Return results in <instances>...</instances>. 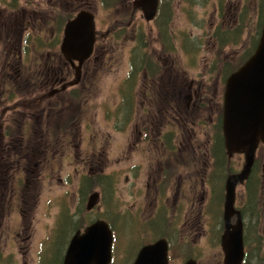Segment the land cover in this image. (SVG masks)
Wrapping results in <instances>:
<instances>
[{"label":"flooded vegetation","instance_id":"obj_1","mask_svg":"<svg viewBox=\"0 0 264 264\" xmlns=\"http://www.w3.org/2000/svg\"><path fill=\"white\" fill-rule=\"evenodd\" d=\"M132 1L119 4L124 3L121 9L116 8L123 16L115 18L105 32H99L94 18L93 48L81 63L62 54L63 32L51 30L56 22L48 19L49 11H21L4 23L9 33L13 29L20 33L1 42L0 264H8L6 260H12L15 251L26 257L33 248V261L42 264L40 257L52 230L58 229V215H62L64 206L68 213H63L61 223L67 224L70 235L74 234L69 240L66 236L63 255L76 233L104 221L112 236L110 264H133L143 247L159 240L166 244L167 264H202L195 253L182 256L181 244L173 247L170 237L181 222L187 227L184 242L193 239V248L201 253L203 247L197 246L194 236L200 235L205 223L210 191L215 194L216 204L222 201L223 232L224 185L244 164L243 154L229 158L223 145L225 84L253 55L264 23V10L258 36L252 35L251 46L238 59L235 60L238 44L230 36L231 53L222 57L217 53L218 61L211 60L208 71L190 76L173 58L171 33L167 32L159 43L154 42L160 45L159 54V49H152L148 56L151 51L142 49L145 43L138 39L135 22L141 11ZM233 1L211 0L209 6L215 15H220L215 30V38L220 42L227 40L226 34H222L227 21L230 26L237 23L238 2ZM88 4L81 0L73 7L90 9ZM35 26L50 36L41 45L35 39L33 44L28 43L25 34L29 32L22 34L35 30ZM237 29L238 25L228 27L230 33ZM128 32L132 44V50L128 49V68L122 76H116L115 71L113 78L117 83L103 87L114 67L111 47L119 37L128 39ZM138 50L144 53L139 56ZM112 143L118 155L110 152ZM114 156L118 167L109 162ZM236 158L239 168L224 172V167ZM254 172L259 180L258 189L261 185L264 190L261 142L248 178L235 188V208L242 221L237 188L244 187L246 199V189L254 186L250 182ZM93 179L101 183L98 190L103 187V192H90ZM94 193L98 197L88 207ZM126 196L132 200L134 210L125 206ZM46 219H52V223L45 222ZM80 219L83 226L78 225ZM235 219L233 216L231 223ZM163 222L165 228L155 231ZM56 233L59 235L60 231ZM130 236L139 238V244L129 254L124 246ZM218 247L221 251L220 238Z\"/></svg>","mask_w":264,"mask_h":264},{"label":"rangeland","instance_id":"obj_2","mask_svg":"<svg viewBox=\"0 0 264 264\" xmlns=\"http://www.w3.org/2000/svg\"><path fill=\"white\" fill-rule=\"evenodd\" d=\"M7 4H14L17 8L11 10L2 5L0 2V65H1V58L3 52V46L1 42L11 36L18 37L20 31L13 29L12 31H7L5 27V22L9 21L13 15L20 13L23 11L24 13L29 14L32 10L39 11L41 14H44L45 11L51 12L49 8H53L56 18L60 16L59 12L65 13H72L77 12L75 3L81 0H64L61 6H58L61 0H6ZM83 2H88L90 6V11L95 14V18L97 21V29L100 33L107 31L111 28V23L115 18H122L123 14L120 11H117L116 8H122L123 4L119 6V4L123 0H103L104 6L100 4L101 0H82ZM132 1V0H131ZM134 1V0H133ZM162 2H167L169 4L171 18L170 20L165 23V16L160 15L159 19L156 22L152 23H145L142 15L136 14L137 20H135L137 26V34L138 39L142 41L144 40L145 45L142 49L147 48L148 52L152 54V49H159L158 54L160 53V45L154 44V42H158L164 40L166 35L171 33L173 38V58L180 63V68L189 72V75L192 76L196 73L206 72L208 71V65L211 60L218 61V56L215 55L217 53H221V57L225 56L226 54L231 53L233 47L231 43H235V40L238 44V53L235 56V60L238 59L239 56L242 55V51L247 48V46H251L252 42V35L258 36L259 32V24L261 21V14L262 8L264 7L263 0H235L233 3H237V23L233 26H230L229 20L227 21V27H223L222 34H226L227 41L226 46L221 49V42L215 38V30L216 24L218 23L217 18L220 15L214 13L212 10L213 7H209L211 0L203 5H194L190 4L189 0H162ZM215 3V2H214ZM231 3V2H229ZM228 3V4H229ZM216 4V3H215ZM63 8L60 9V8ZM107 7V9H105ZM230 7V6H229ZM228 7V8H229ZM7 10H11L6 11ZM27 10V12L25 11ZM168 11V9H165ZM10 13V14H9ZM74 13V14H75ZM162 14V13H161ZM51 16V15H50ZM162 16V17H161ZM139 18V20H138ZM104 20V23H103ZM222 24V19L221 21ZM165 23V25H164ZM238 25V29L234 33H230L228 27H234ZM165 26V27H164ZM35 30H27L24 31L22 34H25V38L28 39L29 44H33V39L37 40V44L41 45L43 41H46L48 36L45 35V31L41 30V27L35 26ZM56 27V24H55ZM54 26H51V30ZM165 28V32H164ZM55 29V28H54ZM135 30V31H136ZM139 31V33H138ZM169 32V33H166ZM9 33V34H8ZM219 33V32H218ZM22 36V35H21ZM220 36V35H219ZM230 36H232V42L230 41ZM128 39H123L119 37L115 44L112 45V62L114 63V67L110 69V74L104 80L103 87H107L110 84H116L117 81L114 80V72L117 71L115 74L116 76H122V73L125 72L128 68V55L129 50L132 47L131 44V34L128 32L126 36ZM220 38V37H219ZM120 39V41H119ZM130 41V42H129ZM129 46V47H128ZM141 49V50H142ZM125 50L127 57L125 58ZM132 50V48H131ZM138 50V55L144 53ZM220 51V52H219ZM4 58V55H3ZM207 64V66H206ZM230 66V65H229ZM229 66L225 68V71H228ZM3 68L0 67V74ZM224 72V69H223ZM224 74V73H223ZM119 137V136H116ZM115 143L111 144L110 152L112 155H118L114 149ZM111 155V154H110ZM113 160H109V162L115 164L116 167L117 162H115V156ZM227 166L224 167V172L228 171V168L233 170L239 168V160L233 159ZM115 167V168H116ZM221 171V170H220ZM217 180V178H216ZM94 181V179H93ZM224 182V177H223ZM101 183L94 181V186L90 190V192L94 190H98V187ZM223 184V183H222ZM214 189V187H213ZM260 202L259 208L257 213L253 211V208L249 210L246 207L247 200L244 199L245 189L243 186L237 188V207L240 210H245L247 212L245 218L243 219L245 229L248 233V239L251 241L248 251L253 252L255 258L251 259L252 263L254 264H264L263 254H264V190L260 185ZM97 192H103V187ZM108 193V190L105 189V194ZM223 193V192H222ZM216 195L219 198L220 193L219 190L216 188ZM210 198V203L207 202L205 206V217H204V225L203 228L200 229L199 236H194L195 242L197 246L201 249V253L198 252L193 248L194 242L193 239H189L188 243L184 242L186 238V229L187 227L184 226L181 222H178L174 229V233H172L170 239L173 242V247L177 246L179 243L181 244L182 248L180 254L189 255V254H196L199 256L200 261L202 264H222L223 254L218 247V239L221 236V227H222V201L220 204H216L215 201V194L214 192H209L208 197ZM101 199H103L101 197ZM112 203V202H111ZM125 206H130V210H134V205H132V200L126 196L124 201ZM114 209V208H113ZM66 206H64L61 211L63 213H68L66 211ZM123 209H121L122 211ZM251 211L256 215H251ZM219 212V217H218ZM62 213V215H63ZM62 215L61 213L58 215V229L52 230L51 238L45 245V249L42 252L40 260L43 264H59L60 259L62 258L64 248L70 237L74 234L68 233L67 224H62ZM92 218V217H91ZM80 221V222H79ZM78 221V225L83 226L82 219ZM45 222L51 224L52 219H46ZM165 228V222L161 223L160 226L155 228V231L163 230ZM58 233L56 232H59ZM63 231V232H61ZM137 235V234H136ZM66 236H68V240L63 247V243L65 242ZM141 237V236H140ZM179 237V238H178ZM255 238L258 239V243L255 242ZM139 239V238H138ZM138 239L133 236L128 237V240L124 246L125 251L129 252V254L134 250V248L139 244ZM123 245V243H121ZM35 249L31 251V253L23 257L22 254L19 252H14L12 254V260H6L8 264H36V254H34ZM26 261L24 263L23 261Z\"/></svg>","mask_w":264,"mask_h":264},{"label":"water","instance_id":"obj_3","mask_svg":"<svg viewBox=\"0 0 264 264\" xmlns=\"http://www.w3.org/2000/svg\"><path fill=\"white\" fill-rule=\"evenodd\" d=\"M158 1L135 0L133 4L149 22L155 17ZM94 41V16L81 11L63 28L61 52L66 59L81 63L90 55ZM222 135L229 158L234 154L244 155L241 171L229 177L224 185L223 232L220 237L222 264H247L243 263V222L240 212L235 209V188L248 178L256 147L260 142L264 144V30L254 54L226 80ZM97 197V193L90 195L88 207L95 203ZM233 216L236 219L231 223ZM111 244L112 236L107 223L97 221L72 237L62 264H110ZM133 264H167L165 242L159 240L143 247Z\"/></svg>","mask_w":264,"mask_h":264},{"label":"trees","instance_id":"obj_4","mask_svg":"<svg viewBox=\"0 0 264 264\" xmlns=\"http://www.w3.org/2000/svg\"><path fill=\"white\" fill-rule=\"evenodd\" d=\"M208 1H210V0H189V3L194 4V5H198V4L203 5V4L207 3ZM0 2L2 3V5L7 7L8 9L13 10V9L17 8L14 4H7L8 2L6 0H0ZM165 9H168V11H165ZM6 11H9V10L6 9ZM74 13L75 12H72V13H65L64 11L59 12L60 16L58 18L54 17L55 13L48 14V15H51V17H48V19H50L51 22H56V24H57L56 27L54 25V28H56L55 32H57V33L62 32V28H63L64 24L66 23V21H68L69 19H71L74 16ZM160 15L165 16V23H167L170 20L171 13H170L169 4L167 2L161 3ZM160 15L158 17H160ZM165 23H164V25H165ZM164 32H165V28H164ZM166 33H167V31H166ZM250 182L254 186H250L248 189H246V200H247L246 207L249 210H251L253 208V211L255 210L254 212L257 213L258 208H259V199L261 198V194L259 191L260 189H258L259 180L257 179L255 172L253 173L252 179H250ZM241 211L243 213V217L245 218L247 212L245 210H241ZM251 214H252V211H251ZM255 242L258 243L257 238H255ZM250 243H251V241L248 239V233H247V230L245 229V225H244V245H245V260H246V262H250V261L252 262L251 259L255 258L254 253L248 251ZM263 259H264V254H263Z\"/></svg>","mask_w":264,"mask_h":264}]
</instances>
